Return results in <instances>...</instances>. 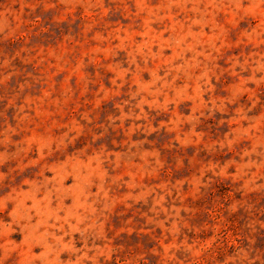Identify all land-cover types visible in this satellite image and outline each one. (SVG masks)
I'll list each match as a JSON object with an SVG mask.
<instances>
[{"label": "rangeland", "instance_id": "rangeland-1", "mask_svg": "<svg viewBox=\"0 0 264 264\" xmlns=\"http://www.w3.org/2000/svg\"><path fill=\"white\" fill-rule=\"evenodd\" d=\"M0 264H264V0H0Z\"/></svg>", "mask_w": 264, "mask_h": 264}]
</instances>
